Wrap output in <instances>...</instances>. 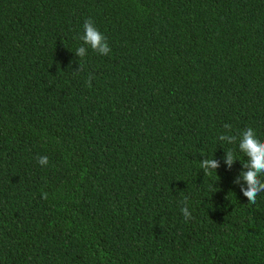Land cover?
<instances>
[{
  "label": "trees",
  "instance_id": "trees-1",
  "mask_svg": "<svg viewBox=\"0 0 264 264\" xmlns=\"http://www.w3.org/2000/svg\"><path fill=\"white\" fill-rule=\"evenodd\" d=\"M248 127L264 141V0H0V264H264Z\"/></svg>",
  "mask_w": 264,
  "mask_h": 264
},
{
  "label": "clouds",
  "instance_id": "clouds-1",
  "mask_svg": "<svg viewBox=\"0 0 264 264\" xmlns=\"http://www.w3.org/2000/svg\"><path fill=\"white\" fill-rule=\"evenodd\" d=\"M83 27L84 35L79 37L83 41V44L90 46L93 51L101 55H108L111 49L107 43V38L95 27L94 22L88 19L85 21ZM76 55L81 58L86 56V47H79ZM90 79L89 86H91ZM224 127L229 130L231 128L230 125H225ZM219 140L233 144L237 142L238 137L236 135L222 134L219 136ZM238 147L247 158V162L242 164V167L246 171H241L234 183L239 184L243 180L247 186H242L241 191L250 203L255 204L257 196L264 192V181L261 180V176H264V141H261L257 137L256 132L251 127H248L240 134ZM237 160L232 150L225 152V162L229 169H231ZM38 163L46 166L48 164V158L46 156L40 157ZM200 167L206 174L211 171H215L216 173L219 164L215 159H204L201 161ZM182 212L186 220L191 218V213L187 207H184Z\"/></svg>",
  "mask_w": 264,
  "mask_h": 264
}]
</instances>
